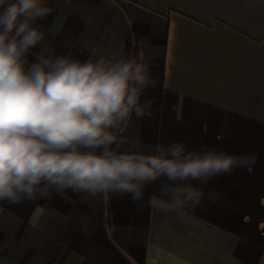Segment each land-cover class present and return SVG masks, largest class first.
Here are the masks:
<instances>
[{
  "label": "crops",
  "instance_id": "crops-1",
  "mask_svg": "<svg viewBox=\"0 0 264 264\" xmlns=\"http://www.w3.org/2000/svg\"><path fill=\"white\" fill-rule=\"evenodd\" d=\"M43 0V39L28 64L63 56L81 63L126 60L155 78L115 131L120 151L154 154L181 142L255 157L251 171L213 177L199 205L158 211L161 178L130 194L52 191L46 199L0 201V264H264V0ZM46 50V51H45Z\"/></svg>",
  "mask_w": 264,
  "mask_h": 264
},
{
  "label": "clouds",
  "instance_id": "clouds-1",
  "mask_svg": "<svg viewBox=\"0 0 264 264\" xmlns=\"http://www.w3.org/2000/svg\"><path fill=\"white\" fill-rule=\"evenodd\" d=\"M43 0H0V201L46 199L52 191L130 194L161 178L158 211L199 205L213 177L235 168L251 171L255 157H234L207 146L188 152L176 142L154 154L120 151L114 134L133 115L150 114L141 93L157 81L134 60L101 58L81 63L63 56L28 64L29 50L43 39L34 22L49 15ZM46 51V50H45Z\"/></svg>",
  "mask_w": 264,
  "mask_h": 264
},
{
  "label": "trees",
  "instance_id": "trees-1",
  "mask_svg": "<svg viewBox=\"0 0 264 264\" xmlns=\"http://www.w3.org/2000/svg\"><path fill=\"white\" fill-rule=\"evenodd\" d=\"M112 3H114L115 5L121 7V0H110ZM126 60H134L136 63L139 64V48L138 46H131L128 45L127 47V51H126ZM115 134V133H114ZM116 135V134H115ZM122 142V136L119 135L117 137V143L111 145L110 147L112 149H117V147L121 144Z\"/></svg>",
  "mask_w": 264,
  "mask_h": 264
}]
</instances>
